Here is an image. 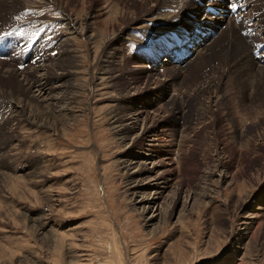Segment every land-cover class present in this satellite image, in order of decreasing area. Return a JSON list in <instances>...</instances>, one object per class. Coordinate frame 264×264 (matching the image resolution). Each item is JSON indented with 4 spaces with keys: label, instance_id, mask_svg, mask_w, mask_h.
<instances>
[{
    "label": "rangeland",
    "instance_id": "obj_1",
    "mask_svg": "<svg viewBox=\"0 0 264 264\" xmlns=\"http://www.w3.org/2000/svg\"><path fill=\"white\" fill-rule=\"evenodd\" d=\"M155 2L148 0L145 8V0H0L1 31L22 23L46 28L43 39L54 35L27 63L21 54L13 60L8 55L12 44L25 47L23 36L0 39V264H264V221L249 227L250 215L264 217V110L241 109L250 116L232 135L225 112L214 119L204 112L213 92L198 95L216 83L218 96L263 93L250 59L264 54V0L256 1L261 8L250 36L242 29L236 34L238 27L230 31L225 9L231 0ZM234 2L242 7L232 17L237 20L247 7ZM82 28L88 29L84 35ZM183 29L195 42L192 56L155 66L151 54L159 42L176 43L171 34L182 39ZM166 34V41L160 39ZM150 41L149 48L144 42ZM199 50L204 58L195 62ZM8 74L33 83L47 78L54 87L64 76L71 97L65 112L46 114V104L31 99L35 90H20ZM23 106L27 117L63 123L48 130L36 121L38 127L29 126L23 113L12 118ZM137 109L145 110L148 125H138L121 142L114 122L127 124ZM151 123L160 125L149 154L174 152L173 160L181 132L191 139L178 148L183 163L180 177L174 171L182 188L177 205L162 212L160 201L139 209L141 195L132 196V172L124 168L148 153ZM234 134L238 139L229 137ZM220 176L229 177L221 186ZM186 190L193 200L184 208Z\"/></svg>",
    "mask_w": 264,
    "mask_h": 264
},
{
    "label": "bare ground",
    "instance_id": "obj_2",
    "mask_svg": "<svg viewBox=\"0 0 264 264\" xmlns=\"http://www.w3.org/2000/svg\"><path fill=\"white\" fill-rule=\"evenodd\" d=\"M156 0H150V3L151 2H155ZM258 1V0H256ZM255 0H243L244 2V5L246 4L245 7H247V12L246 13H242L241 15V18L240 21H238L239 19L237 20H234L235 18H232L231 17V10L230 12L228 10L225 9L226 12H228L226 15L229 16V19L226 20L228 21V24H229V27H230V31H233L234 29L233 28H236L238 27V31L236 32V34L240 33V30L242 29V32L246 33V35H251L252 32L254 31L255 27L257 26L254 22L258 21L257 19H259V10L261 8V6L256 2ZM68 2V1H67ZM88 2V1H87ZM238 2V1H237ZM66 3V2H65ZM120 3V2H119ZM147 3H148V0H145V3H141V6L142 7H145V8H148L147 7ZM156 3V2H155ZM156 6H161V4H158ZM243 6V5H242ZM241 7V5H240ZM156 8V7H155ZM153 10V9H152ZM151 13V12H150ZM241 13V11H240ZM240 16V14H239ZM127 18V17H126ZM131 18V17H130ZM225 20V21H226ZM34 21V20H33ZM186 22V21H185ZM124 24V23H123ZM86 26V25H85ZM100 26H102L100 24ZM251 28V30H250ZM100 29V28H99ZM88 30V29H87ZM87 30L84 28H82V32H81V35H84ZM250 30V31H249ZM241 32V33H242ZM95 35V34H94ZM237 39V38H236ZM56 41H60L58 39H55ZM236 41V40H235ZM62 42V41H61ZM259 43H264V40L259 42ZM246 44V43H245ZM118 45V44H117ZM114 46V45H113ZM248 46V45H247ZM264 46V45H263ZM205 46H201V51L204 50ZM126 51V50H125ZM201 51L199 50L198 52L194 53V55L196 56V60L195 62H197L200 58H204V55L201 54ZM37 55V54H36ZM253 56L255 58H253ZM251 55V59H250V62H251V68L256 70L258 73L261 74L262 76V80L261 81H264V54L262 56H260V58H256L255 54L254 55ZM242 57V56H241ZM257 57H259L257 55ZM124 58V57H123ZM206 58V57H205ZM218 58V57H217ZM238 58V57H237ZM247 58V57H246ZM125 59V58H124ZM248 59V58H247ZM54 60V59H53ZM57 60V59H56ZM246 60V59H245ZM233 61V60H232ZM194 62V63H195ZM225 62H227L226 59H222L220 61V66H225ZM245 62V61H244ZM249 62V63H250ZM51 63V62H50ZM54 63V62H53ZM241 63V62H240ZM239 63V64H240ZM48 65V64H47ZM105 65V63H104ZM54 66V64H53ZM117 66V65H116ZM119 66V65H118ZM103 67V66H102ZM195 67V66H194ZM50 68V66H49ZM53 68V67H51ZM55 68V66H54ZM53 68V69H54ZM58 68V67H57ZM193 68V67H192ZM250 68V69H251ZM165 67L162 68V70H164ZM251 69V70H252ZM58 70V69H57ZM231 70V69H230ZM109 71V70H108ZM229 71V70H228ZM227 71V72H228ZM234 71V70H233ZM54 72V71H53ZM107 72V71H106ZM188 73V72H187ZM191 73V72H190ZM232 73V71H231ZM49 74V73H48ZM54 74V73H53ZM60 74V73H58ZM2 75V74H1ZM57 75V74H56ZM71 75V74H69ZM140 75V74H139ZM174 75V73H173ZM20 76L22 75H18V74H14V75H11V74H8L6 76V78L8 77V79H15L17 81V84H18V87L20 90H23L24 92L26 93H29L30 94H34V92L37 93V95H33L32 96V100L33 102H36V103H40L41 106H43L44 104L45 107L47 108L46 110V114H50L51 116H56L58 117V115H60L61 113H64L65 110L63 109L64 107L62 106H65L67 104L68 101H70L71 97H69V94H68V91L66 90L67 86L65 85V82L63 83V81H65V79L62 77V78H58L59 79V82L62 83V84H59V87H54L52 85H50L51 83V80L50 79H47V78H41V81H35L34 83L30 81L29 78L27 77H22L21 81L19 80V78H21ZM191 76V75H190ZM68 77V76H67ZM66 77V78H67ZM249 77V76H248ZM5 78V77H4ZM69 78V77H68ZM233 78V77H232ZM114 79V78H113ZM169 78H167V80L165 81V83H160L161 85H163L165 88L170 86L171 83H169L170 81L168 80ZM165 80V79H164ZM187 80V79H186ZM185 80V81H186ZM247 80V79H246ZM176 81V80H175ZM184 81V83H185ZM235 81V80H234ZM257 81V79H256ZM231 82V81H230ZM237 82V81H235ZM16 84V85H17ZM174 84V83H172ZM237 84V83H236ZM254 85V84H253ZM260 85V84H258ZM185 86V85H184ZM231 86V85H230ZM237 87L238 84L236 85ZM132 87V86H131ZM207 87V86H206ZM257 86H255L256 88ZM35 90L33 92V90ZM183 88V86H182ZM220 84H210L208 86V88H202L200 89V94L198 95H203V96H206L209 94V92H213L212 94L214 95L213 98H211V101L209 102V107H205L206 110H204V112H208L207 113V116L212 119H214L216 116H217V112H225V113H222V117L224 119H226V122H228V125L230 126V134L233 135L234 132L237 131V129H243L242 125H244V121L243 120H246V119H243L242 117H248V115L250 114V112H253V108L255 106H258L260 107L259 109H263L264 110V91L262 94L259 93V91H255L254 93L252 92L251 94H247L245 93L244 89H241L244 91L245 94H242L241 92H237L235 90V92L233 93H228L226 95H222V96H218L216 95L217 91L220 90ZM245 88V87H244ZM263 88V86H262ZM193 90V89H192ZM191 90V91H192ZM195 90V89H194ZM240 90V89H239ZM240 90V91H241ZM246 90V88H245ZM248 90V89H247ZM257 90V89H256ZM264 90V89H263ZM98 91V90H97ZM232 91V90H231ZM72 92V91H71ZM135 92V91H133ZM215 92V93H214ZM156 93V92H155ZM250 93V91H249ZM25 95V94H24ZM216 95V96H215ZM27 96V95H26ZM164 96H166L164 94ZM180 98V97H179ZM177 97V99H179ZM200 98V97H199ZM24 99V98H23ZM170 99V98H169ZM176 99V98H175ZM221 99H223L221 101ZM19 100V99H18ZM166 100V99H165ZM180 100V99H179ZM178 100V101H179ZM210 100V99H209ZM208 100V101H209ZM27 101V100H26ZM160 101V100H159ZM183 101V100H182ZM186 101V100H185ZM193 101V100H192ZM29 102V100H28ZM76 102V101H75ZM156 101H153V103L155 104ZM169 102V101H168ZM173 103V102H172ZM188 103V102H187ZM193 103V102H192ZM199 103V102H198ZM27 104V103H26ZM25 104V105H26ZM161 104V102H160ZM189 104V103H188ZM203 104V103H202ZM21 105H23V103H21ZM28 105V104H27ZM159 106V105H158ZM178 106V105H177ZM191 107V106H190ZM45 108V109H46ZM225 108V111L223 110ZM21 112H19V110L16 109V111H14L13 113V117L12 118H19V113H23V115L25 116V109H26V106H23L21 107ZM62 109V110H61ZM158 109V108H157ZM165 109V108H164ZM168 109V108H167ZM241 109H245L248 111L249 109V114L247 113V111H241ZM28 110V109H26ZM169 110V109H168ZM202 110V109H201ZM142 111V113H141ZM166 111V110H165ZM190 111V110H188ZM259 111V110H258ZM145 112V110H142V109H137L136 112L134 113V115L130 118V120H128V116H126L128 119L125 120V122L127 124H124V120L122 121H115L114 123V127H115V130H118L119 132V140H121V142H126L128 140H130L131 136L136 132V128H138V125L140 124H147L148 119H145L146 118V115H144L143 113ZM154 112V111H153ZM184 112V110H183ZM186 112V111H185ZM146 113V112H145ZM240 113H243V115L241 114V116L239 115ZM32 114V112H31ZM46 114L44 117H46ZM66 114V113H65ZM64 114V115H65ZM155 114V113H153ZM159 114H160V111H159ZM188 114V112H187ZM191 114V113H190ZM189 114V115H190ZM49 115V117H50ZM62 115V114H61ZM60 115V116H61ZM67 115V114H66ZM200 115V114H199ZM10 116V115H9ZM184 116V115H183ZM250 116V115H249ZM26 117V122L28 123L29 126L31 127H38L36 124H35V121L39 124H41V127H44V128H47L48 130L50 128L53 127V129H57L59 128V124L61 126V123L63 122H60L59 124H50L47 123V117L45 118V120L42 118V117H39V116H34L33 114L32 115H29L28 117ZM125 117V118H126ZM153 117V116H152ZM185 117V116H184ZM192 118V116H190ZM198 117V116H197ZM54 118V117H53ZM117 118V117H116ZM154 118V117H153ZM189 118V116L187 117ZM256 118V117H255ZM50 119V118H49ZM63 119V118H62ZM190 119V118H189ZM59 120V119H58ZM153 120V119H152ZM188 120V119H187ZM199 120V119H197ZM202 120V119H201ZM221 120V119H220ZM257 120V119H256ZM18 121V120H17ZM60 121V120H59ZM129 122H131V124H129ZM222 122V121H221ZM224 122V123H226ZM250 122V121H249ZM255 122V120H254ZM55 123V122H54ZM188 123V122H187ZM193 123V122H192ZM203 123V122H202ZM223 123V124H224ZM264 124V119H263V122ZM124 124V125H123ZM136 125V126H133ZM153 123L150 124V127L151 128L149 131H148V134H149V137L153 139V135L158 131V126L160 125H156V126H153L152 125ZM254 124V123H253ZM15 125V124H14ZM148 125V124H147ZM226 125V124H225ZM227 125V126H228ZM245 125H247V123L245 122ZM141 126V125H140ZM161 127V126H160ZM187 127V126H186ZM188 127H191L188 126ZM187 127V128H188ZM221 127V126H220ZM246 127V126H245ZM206 128V127H205ZM228 128V127H227ZM55 129V130H56ZM146 129V128H145ZM202 129V128H201ZM51 130V129H50ZM61 130V129H59ZM196 131V130H195ZM207 131V130H206ZM56 132V131H55ZM54 130H53V133L55 134ZM117 133V131H116ZM201 134V133H200ZM229 134V133H228ZM213 135V134H212ZM211 135V136H212ZM247 135V134H246ZM157 136V135H156ZM155 136V137H156ZM194 136V134H193ZM236 136H238L236 134ZM12 137V136H11ZM154 137V138H155ZM199 137V136H198ZM230 138L232 139H238L237 137H235V134H234V137L232 136H229ZM177 138V137H176ZM208 138V137H206ZM211 138V137H210ZM213 138V136H212ZM216 138V137H215ZM204 139V138H203ZM220 139V138H219ZM197 141V140H196ZM214 141V140H212ZM216 141V140H215ZM187 142H191V139L187 136H184L181 132V136H180V139L177 141V145H176V150H175V153L176 155L173 156V160H171V156L174 154V152H170L169 154H149V152L153 149V147L155 146L154 143H156V140L153 139L150 141V145L147 146V148L144 149L145 152L148 151V153H145V154H140L137 156L136 159H132V161H135L136 163H133V162H126L124 165L125 167L124 168H128V171L132 172V177H131V185L133 187V191H132V196L134 197H137L138 194H140L141 196H139L140 198L138 199V202L139 203V209L143 212H145L148 208H150L151 206L155 205V204H158L157 201H160L161 203L159 204L160 206H162L161 208V212L163 211V207H166V208H169L173 205L176 206L177 205V201L175 200L177 198V195L179 193V191L182 189L181 188V185H180V181L178 180V178H176V172H174L175 170H177L179 173H178V176L180 177L181 173H182V163L183 162H180V158H179V155L180 153L178 152V148H182L185 146V144ZM201 142V141H199ZM208 142V141H207ZM235 142V141H234ZM198 143V142H197ZM205 143V141H204ZM218 143V142H217ZM217 143H214V145H216ZM253 145V144H252ZM156 147V146H155ZM132 151V150H131ZM246 151V150H245ZM249 151V150H248ZM237 152V151H236ZM251 152V151H250ZM132 155L133 156H136L134 154V152H132ZM237 155V154H236ZM242 155L240 152H239V156ZM164 159V160H162ZM166 163L168 165H166ZM136 166H135V165ZM126 168V169H127ZM147 171H146V170ZM225 177V176H224ZM176 178V179H175ZM229 178V177H228ZM227 177L223 178L222 176H220L219 178V182L217 184H221L224 185V183L228 180ZM227 179V180H226ZM218 188V187H217ZM187 192V190H186ZM188 193V192H187ZM166 194V195H165ZM185 194V192H184ZM191 193H188L186 195V204L184 205V208L187 207V205L190 203V199L191 201L193 200V197L191 198L190 196ZM131 196V197H132ZM241 203V200L239 201L238 200V204ZM163 204V205H162ZM159 206V207H160ZM240 207V206H238ZM259 214H262V212H257L256 215L260 216ZM255 214L253 215H250V220L251 222L250 223V228H253V226H255L256 224H260L261 222H263L264 220V217L262 218L261 217V220L256 218L254 216ZM249 219V218H248ZM45 222H46V219H45ZM261 224H264V223H261ZM258 227V226H257ZM255 229V228H254ZM251 230V229H250ZM249 231V230H248ZM258 232L256 231L253 236L249 239V243L254 240V238L257 235ZM248 247V246H247Z\"/></svg>",
    "mask_w": 264,
    "mask_h": 264
},
{
    "label": "snow or ice",
    "instance_id": "obj_3",
    "mask_svg": "<svg viewBox=\"0 0 264 264\" xmlns=\"http://www.w3.org/2000/svg\"><path fill=\"white\" fill-rule=\"evenodd\" d=\"M0 39H2V37H0Z\"/></svg>",
    "mask_w": 264,
    "mask_h": 264
}]
</instances>
